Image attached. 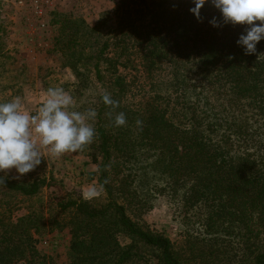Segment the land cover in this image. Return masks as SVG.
Masks as SVG:
<instances>
[{
    "label": "trees",
    "instance_id": "trees-1",
    "mask_svg": "<svg viewBox=\"0 0 264 264\" xmlns=\"http://www.w3.org/2000/svg\"><path fill=\"white\" fill-rule=\"evenodd\" d=\"M192 7L191 0H119L94 25L56 12L54 49L74 72L72 95L97 112L86 146L96 167L84 176L105 197L61 193L46 212L13 219L14 200L3 195L37 197L53 179L37 168L20 179L7 175L0 264L29 256L25 264H47L36 236L64 230L63 264H264V40L246 55L237 41L247 25L225 24L210 4L197 19ZM121 69L133 71L130 82ZM140 75L149 88L126 104ZM105 93L117 107L103 103ZM120 112L126 124L117 127ZM150 158L188 220L179 241L143 217L134 170Z\"/></svg>",
    "mask_w": 264,
    "mask_h": 264
},
{
    "label": "rangeland",
    "instance_id": "rangeland-1",
    "mask_svg": "<svg viewBox=\"0 0 264 264\" xmlns=\"http://www.w3.org/2000/svg\"><path fill=\"white\" fill-rule=\"evenodd\" d=\"M119 0H0V103L21 97L24 109L35 113L46 97L50 87H61L72 97L75 76L69 66H64V58L54 49L56 35L59 34V15L56 12L72 14L84 18L94 25L98 19L111 11ZM59 13V14H60ZM44 24V25H43ZM127 81H131L133 71L121 69ZM137 84L125 95L126 104H137L149 88L148 80L142 75ZM96 93V91H94ZM73 109L85 111L91 108L86 99L73 97ZM87 147L76 153H65L61 157L45 158L37 167L53 179L51 187H43L37 197H23L15 194L3 195L14 200L12 217L16 219L29 211L47 209V206L61 193L73 198H82V191L97 182L86 181L84 170L94 169L90 163ZM152 158L138 163L134 171L133 187L144 206L143 217L157 230L164 231L174 241L182 239L189 223L179 206V198L162 187L165 176L154 166ZM28 174V173H27ZM8 175L16 178L15 169ZM26 175V174H25ZM22 178V177H20ZM19 178V179H20ZM3 190L0 188V196ZM102 193L97 199L104 200ZM2 207L0 201V209ZM35 247L37 257L63 264L69 261L70 234L68 230L37 235ZM27 257L14 264H25Z\"/></svg>",
    "mask_w": 264,
    "mask_h": 264
},
{
    "label": "clouds",
    "instance_id": "clouds-1",
    "mask_svg": "<svg viewBox=\"0 0 264 264\" xmlns=\"http://www.w3.org/2000/svg\"><path fill=\"white\" fill-rule=\"evenodd\" d=\"M190 12L199 19L200 10L210 4L221 13L223 22L232 25H247L237 44L246 55L256 52V46L264 40V0H191ZM259 21L258 24L254 23ZM210 23L219 24L215 18ZM102 101L115 108L118 103L105 93ZM73 97L61 87H50L46 97L35 113L24 109L22 98L16 97L0 103V183H5L9 171L15 169L16 178L36 169L45 158L61 157L65 153L82 151L91 144L96 135L93 123L97 112L89 108L83 112L73 109ZM117 127L126 124L123 112L115 116ZM103 186L89 185L82 191L86 201L98 198Z\"/></svg>",
    "mask_w": 264,
    "mask_h": 264
},
{
    "label": "crops",
    "instance_id": "crops-1",
    "mask_svg": "<svg viewBox=\"0 0 264 264\" xmlns=\"http://www.w3.org/2000/svg\"><path fill=\"white\" fill-rule=\"evenodd\" d=\"M89 169H91V168H89Z\"/></svg>",
    "mask_w": 264,
    "mask_h": 264
},
{
    "label": "built area",
    "instance_id": "built-area-1",
    "mask_svg": "<svg viewBox=\"0 0 264 264\" xmlns=\"http://www.w3.org/2000/svg\"><path fill=\"white\" fill-rule=\"evenodd\" d=\"M44 25V24H43Z\"/></svg>",
    "mask_w": 264,
    "mask_h": 264
}]
</instances>
